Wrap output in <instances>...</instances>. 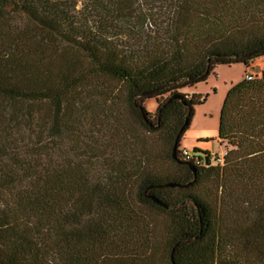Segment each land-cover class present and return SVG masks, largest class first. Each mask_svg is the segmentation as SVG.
<instances>
[{
	"label": "trees",
	"instance_id": "obj_1",
	"mask_svg": "<svg viewBox=\"0 0 264 264\" xmlns=\"http://www.w3.org/2000/svg\"><path fill=\"white\" fill-rule=\"evenodd\" d=\"M262 55L264 0H0V264H264ZM236 62L256 76L225 95L223 162L196 165L180 142L205 96L183 90ZM84 122L120 155L104 179L89 135L80 161L60 150ZM141 129L173 172L131 162Z\"/></svg>",
	"mask_w": 264,
	"mask_h": 264
},
{
	"label": "rangeland",
	"instance_id": "obj_2",
	"mask_svg": "<svg viewBox=\"0 0 264 264\" xmlns=\"http://www.w3.org/2000/svg\"><path fill=\"white\" fill-rule=\"evenodd\" d=\"M252 64L257 68L264 69V55L257 57ZM245 68L243 62L219 64L206 78V82H199L195 85L197 86L196 90L204 95L205 99L202 103L195 105L190 125L182 136L183 138L180 142L181 146L186 143L188 145L185 146L189 147L190 142H193L196 138L202 137L209 138V140L203 141V144L200 146L201 149L205 148L211 153H222L224 149L227 150L228 145H226L227 147L225 146L226 142L220 141L217 137L220 109L231 84L244 77L246 73ZM248 71L252 70L249 69L247 72ZM258 74L260 73L258 72ZM144 104L148 110L155 112L157 101L154 98H147ZM92 113L93 112H90L89 116L92 115ZM67 114L68 113L65 115ZM97 116L99 117V115ZM72 118L73 117H71V119ZM105 130L106 127L103 128L102 125L96 126L89 122H84L77 132L73 129L64 132L58 140L60 143V150L63 153H69L68 155L72 160L80 161L81 157L77 150H80L84 142L87 141L86 135H89V140H94L93 147L95 149L91 152V155L95 156V158L91 162H86L81 159L84 172L97 173L98 176L104 179L110 171H113V169L117 167V161L120 160V155L114 152V148H110L104 144L106 139ZM139 133L140 142H134V145L136 144L133 149L135 152V159H132L131 162H140L144 167L148 165L146 168L158 169L164 173L173 172V164L167 153L168 145L162 140L158 132H148L141 129ZM140 152L141 154H147L148 158H142ZM126 189L130 191L131 194H134L137 191V181L129 184ZM210 193L211 191L206 188L204 194L210 195ZM161 225V222H159L158 227L160 230ZM128 256H123L120 251H113L109 253V256H105L104 263L127 264Z\"/></svg>",
	"mask_w": 264,
	"mask_h": 264
},
{
	"label": "built area",
	"instance_id": "obj_3",
	"mask_svg": "<svg viewBox=\"0 0 264 264\" xmlns=\"http://www.w3.org/2000/svg\"><path fill=\"white\" fill-rule=\"evenodd\" d=\"M256 75L252 71H248L245 73V77L247 79H252ZM180 154L181 156L186 160H191L196 165H208L210 163L217 164L223 162V153H217L216 155L211 154V157L208 159L207 156H196L195 153H193L192 148H188L186 146L180 147Z\"/></svg>",
	"mask_w": 264,
	"mask_h": 264
},
{
	"label": "crops",
	"instance_id": "obj_4",
	"mask_svg": "<svg viewBox=\"0 0 264 264\" xmlns=\"http://www.w3.org/2000/svg\"><path fill=\"white\" fill-rule=\"evenodd\" d=\"M200 82H206V80H204V81H200ZM197 83H199V82H197ZM197 83H196V84H197ZM196 84H195V85H196ZM195 85H193V86H191V87H187V88H185L183 91H186V92H188V93H191V92H198V93H200L199 91L196 90L197 86H195ZM182 138H183V137H182ZM182 138H181V139H182ZM199 138H201V137H199ZM199 138H196V139H194L193 142H190L188 148H192V147H194V146H198L199 148H201L200 146H201V144H203V141L199 140ZM185 145H188V144L185 143ZM185 145L183 144V146H185ZM202 147H203V145H202ZM203 149H205V148H203Z\"/></svg>",
	"mask_w": 264,
	"mask_h": 264
},
{
	"label": "water",
	"instance_id": "obj_5",
	"mask_svg": "<svg viewBox=\"0 0 264 264\" xmlns=\"http://www.w3.org/2000/svg\"><path fill=\"white\" fill-rule=\"evenodd\" d=\"M176 145H177V140H176V142H175V144H174V150H173V156H174V157H175V147H176ZM189 167H190L191 170L195 173V171H196L195 166H194L193 164H190V163H189ZM165 184H166V185H174L173 182H166ZM152 198H153L156 202L163 204V203H162L158 198H156L155 196H152Z\"/></svg>",
	"mask_w": 264,
	"mask_h": 264
}]
</instances>
